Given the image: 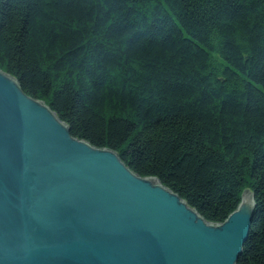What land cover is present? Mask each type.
Here are the masks:
<instances>
[{
    "label": "trees",
    "instance_id": "obj_1",
    "mask_svg": "<svg viewBox=\"0 0 264 264\" xmlns=\"http://www.w3.org/2000/svg\"><path fill=\"white\" fill-rule=\"evenodd\" d=\"M0 69L210 223L252 191L264 264V0H0Z\"/></svg>",
    "mask_w": 264,
    "mask_h": 264
},
{
    "label": "water",
    "instance_id": "obj_2",
    "mask_svg": "<svg viewBox=\"0 0 264 264\" xmlns=\"http://www.w3.org/2000/svg\"><path fill=\"white\" fill-rule=\"evenodd\" d=\"M255 212L206 221L0 69V264H238Z\"/></svg>",
    "mask_w": 264,
    "mask_h": 264
}]
</instances>
